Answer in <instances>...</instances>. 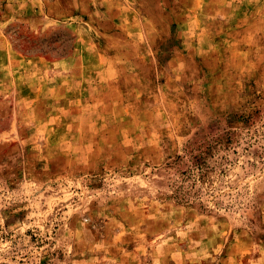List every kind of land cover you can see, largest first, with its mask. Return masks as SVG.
Returning a JSON list of instances; mask_svg holds the SVG:
<instances>
[{"label":"rangeland","instance_id":"rangeland-1","mask_svg":"<svg viewBox=\"0 0 264 264\" xmlns=\"http://www.w3.org/2000/svg\"><path fill=\"white\" fill-rule=\"evenodd\" d=\"M0 264H264V0H0Z\"/></svg>","mask_w":264,"mask_h":264},{"label":"trees","instance_id":"trees-1","mask_svg":"<svg viewBox=\"0 0 264 264\" xmlns=\"http://www.w3.org/2000/svg\"><path fill=\"white\" fill-rule=\"evenodd\" d=\"M27 51H29V50H27ZM38 52H39V53H42V54H45V51L42 50V49H39ZM59 55H60V54H59Z\"/></svg>","mask_w":264,"mask_h":264},{"label":"crops","instance_id":"crops-1","mask_svg":"<svg viewBox=\"0 0 264 264\" xmlns=\"http://www.w3.org/2000/svg\"><path fill=\"white\" fill-rule=\"evenodd\" d=\"M87 67H88V68H86V69H85V67H84V69H85L86 71H89V69L92 67V65H91V66H87ZM81 69H82V68H81ZM81 69H80V70H81ZM77 83H78V82H77Z\"/></svg>","mask_w":264,"mask_h":264}]
</instances>
